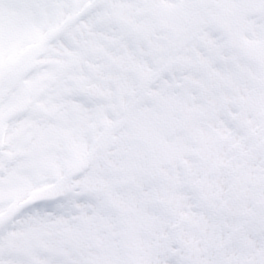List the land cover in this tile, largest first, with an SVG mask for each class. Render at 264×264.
<instances>
[{
	"label": "snow or ice",
	"instance_id": "6c2138e0",
	"mask_svg": "<svg viewBox=\"0 0 264 264\" xmlns=\"http://www.w3.org/2000/svg\"><path fill=\"white\" fill-rule=\"evenodd\" d=\"M0 264H264V0H0Z\"/></svg>",
	"mask_w": 264,
	"mask_h": 264
}]
</instances>
